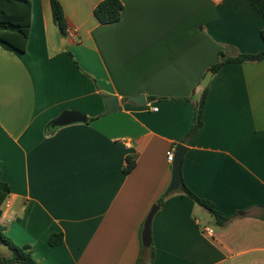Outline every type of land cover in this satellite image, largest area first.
I'll return each mask as SVG.
<instances>
[{
  "label": "crops",
  "instance_id": "obj_1",
  "mask_svg": "<svg viewBox=\"0 0 264 264\" xmlns=\"http://www.w3.org/2000/svg\"><path fill=\"white\" fill-rule=\"evenodd\" d=\"M30 1L26 52L0 46V168L11 189L0 223L13 242L32 246L36 264H264V61L210 71L264 49L249 0H120L112 24L94 15L103 0H59L65 38L51 0ZM206 87L203 127L186 143ZM107 96L118 112L103 115ZM136 96L147 104L128 101ZM65 110L93 120L50 131ZM177 144L189 149L187 187L229 221L217 225L179 188L145 248ZM53 234L63 243L51 246Z\"/></svg>",
  "mask_w": 264,
  "mask_h": 264
},
{
  "label": "trees",
  "instance_id": "obj_2",
  "mask_svg": "<svg viewBox=\"0 0 264 264\" xmlns=\"http://www.w3.org/2000/svg\"><path fill=\"white\" fill-rule=\"evenodd\" d=\"M255 10L264 18V0H249ZM52 15L55 24L59 28L61 35L67 36V22L64 9L59 0H51ZM31 11L32 5L30 0H0V46L6 50L17 53H25L31 30ZM123 12V4L120 0H103L95 10L94 15L101 24L117 23L121 20ZM261 37L264 42V28L261 31ZM264 61V49L256 54H240L234 58H228L213 65L210 69L215 74L226 63H256ZM208 87L203 91L201 99L195 109V117L191 130L186 135L185 142L189 143L195 138L203 127V112L206 104ZM93 118L88 119V122ZM55 131L57 128H51ZM136 162L133 158H127V164L124 173L129 175L135 168ZM180 191L193 200L196 204L208 210L219 226H224L229 218L219 213L212 202L203 199L192 192L185 184L181 176ZM11 193L8 183L2 180L0 168V216L2 214L1 207ZM169 194H164L157 202V206H162L164 200ZM63 243L62 234H53L49 238L51 246H57ZM5 245L11 251V257L5 258L0 255V264H36L33 257V248L30 245H18L7 235L6 227L0 223V246ZM154 260L152 253L151 262Z\"/></svg>",
  "mask_w": 264,
  "mask_h": 264
},
{
  "label": "water",
  "instance_id": "obj_3",
  "mask_svg": "<svg viewBox=\"0 0 264 264\" xmlns=\"http://www.w3.org/2000/svg\"><path fill=\"white\" fill-rule=\"evenodd\" d=\"M66 44V39L62 40V45ZM128 101L137 105V106H145L146 98L144 96H136L128 98ZM120 101L116 96H107L105 98V109L103 111V115L112 114L118 112L120 110ZM88 118L85 114L76 111V110H65L61 112V114L55 118L51 123V128H59L68 126L76 123H87ZM188 148L183 144H177L174 150V159L171 166L172 171V180L166 191V194H170L172 192L177 191L181 186V168L183 160L188 153ZM159 206L155 205L151 209L147 219L145 221L143 232H142V243L145 248H148L152 244V234H151V226L153 218L158 211Z\"/></svg>",
  "mask_w": 264,
  "mask_h": 264
},
{
  "label": "built area",
  "instance_id": "obj_4",
  "mask_svg": "<svg viewBox=\"0 0 264 264\" xmlns=\"http://www.w3.org/2000/svg\"><path fill=\"white\" fill-rule=\"evenodd\" d=\"M155 110H157V109H155ZM127 147L130 148V145L127 144ZM173 159H174V151H171V152H169V154H168V162H169L171 165H172V163H173ZM206 232H207L208 234H213V230H212L211 228H207V229H206Z\"/></svg>",
  "mask_w": 264,
  "mask_h": 264
},
{
  "label": "rangeland",
  "instance_id": "obj_5",
  "mask_svg": "<svg viewBox=\"0 0 264 264\" xmlns=\"http://www.w3.org/2000/svg\"><path fill=\"white\" fill-rule=\"evenodd\" d=\"M200 208H201V207H200ZM200 208L198 209V210H199L198 212H199L200 214H202V215H203V214H208V213H206L205 211H203V210H204L203 208H201V209H200ZM207 216H209V215H207ZM1 246H3V250H5L7 253H8V252H9V253L11 252L10 249H9L8 247H6L5 245H1Z\"/></svg>",
  "mask_w": 264,
  "mask_h": 264
}]
</instances>
